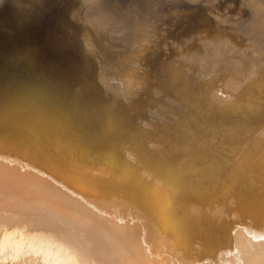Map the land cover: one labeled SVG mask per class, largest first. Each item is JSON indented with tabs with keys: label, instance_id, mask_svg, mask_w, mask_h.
<instances>
[{
	"label": "bare ground",
	"instance_id": "6f19581e",
	"mask_svg": "<svg viewBox=\"0 0 264 264\" xmlns=\"http://www.w3.org/2000/svg\"><path fill=\"white\" fill-rule=\"evenodd\" d=\"M49 47L63 55L50 60L53 53L48 54ZM243 61L247 64H241ZM221 67L224 75H231L234 88H243L234 90L236 95L244 94L240 99L250 94L264 96V71L260 72L264 67V0H0V104L18 118L54 113L57 119L70 118L91 128L82 138L85 147L78 145L77 139L70 146L52 137L46 145L54 152L62 149L61 154L80 159L90 176H105L104 184L96 181L93 202L85 200L86 196L73 200L89 212L111 217L116 237L107 233L108 239L101 238L124 264L130 260L136 264H172L177 255L183 257V251L190 258L189 244L195 233L192 219L179 226L168 225L162 219L154 222L153 228L171 230L172 243L182 249L174 252L169 245L161 247L158 257L151 237L150 246L143 249L142 243L135 246L125 237L133 231L125 226L129 215L146 214L145 205L157 201L150 191L151 184L142 182L141 187H149L145 190L148 194L137 206L134 180H143L140 175L147 174L139 169L128 147L142 140L151 151L150 141L164 137L171 127L184 131L197 124H211L217 107L236 96L232 90L228 95L219 94L216 84L220 81L214 78L220 77L211 78L215 72L211 75L210 69H217L213 71L219 75ZM250 70L259 76L263 73L260 85L254 82ZM210 84L215 88L206 95ZM104 135L115 139L121 157L113 159L103 149L100 155L96 152L106 144ZM90 144L95 149H88ZM23 152L15 151L11 143L0 144V166L24 172L56 193L80 189V183L67 175L62 161L49 162L47 168L56 169V173L43 172L38 162L18 157ZM104 159L111 161L112 167L104 168ZM169 162L181 165L183 160L175 155ZM211 172L188 190L183 186L185 181L180 183L188 173L167 175L165 197L191 192L206 199L213 187L207 183ZM205 212L215 226L214 213ZM205 215L203 218H207ZM211 231L200 235L206 243ZM56 237L58 243L63 241V237ZM250 254L264 255V249ZM75 257L69 263H75ZM78 260V264H88L81 257Z\"/></svg>",
	"mask_w": 264,
	"mask_h": 264
},
{
	"label": "rangeland",
	"instance_id": "374dc122",
	"mask_svg": "<svg viewBox=\"0 0 264 264\" xmlns=\"http://www.w3.org/2000/svg\"><path fill=\"white\" fill-rule=\"evenodd\" d=\"M47 49L48 54L52 52V48ZM52 53V61L63 55L59 51ZM241 64L247 63L243 61ZM223 68L221 67L222 71L219 70V75L217 69H210L211 75L217 73L211 78L222 77L221 80L214 78L216 82L220 81L216 84L220 95H228L231 90L236 95L234 90L241 91L243 88H234L231 75H224ZM229 68L228 66L227 69ZM261 70L263 72L264 67ZM252 71L249 74L254 75V82L259 85L264 82L261 77L263 73L259 76L260 73L258 75ZM209 86L206 87V95L211 94L210 91L215 88L214 85L213 89L211 84ZM243 95L237 94L232 100L219 105L209 125L197 124L194 128L184 130L185 134L181 127H171L164 137L150 141L151 151L144 147L142 140H136L128 147V151H133L139 169L147 174L140 175L143 180L136 177L135 180L139 182L130 179L136 185L137 190H133V197H136L137 206L148 194L145 190L149 187H141L142 182L151 184L150 191L157 200L155 204L145 205L146 214L129 215L125 226L132 228L131 234L125 233L121 228L125 237L135 246L139 243L143 245L141 249L150 246L148 237H151L155 256H160V250L168 245L174 252L182 250L172 243L170 234L173 232L164 227L161 230L153 228L154 222L162 219L168 225L179 226L192 219L195 233L189 244L190 258L187 259L183 251L184 258L177 255L176 262L172 264H264V255L250 254L256 249H264V96L255 97L256 95L250 94L240 99ZM0 107V144L11 143L15 151L24 150L18 157L24 158L25 162H38L37 165L43 172L56 173V169L47 168L48 164L54 160L62 161L67 175L80 183V189L75 193H56L31 180L24 172L0 166V264H54L55 260L60 262L57 264H71L69 261L74 262L72 259L75 256L77 257L73 264H78L80 257L88 264H124L104 240L108 239L107 235L110 233L116 237L117 232L111 228V217L105 213L100 216L97 212H89L88 208L80 207L73 200L74 197L81 199L86 196L88 198L85 200L92 201V190L96 181L104 184L105 176L102 173L96 175L99 178L90 176L80 159L61 154L62 149L54 152L46 145L52 137L59 144L69 143L70 146L77 139V144L85 147L82 138L84 134L92 131L91 128L81 126L84 124L79 125L70 118L57 119L54 113L36 114L31 119L18 118L7 113L3 105L0 104ZM103 140L106 144L96 149L99 155V150L103 149L113 159L121 157V151L114 146V138L105 136ZM87 148L95 149V146L90 144ZM175 155L183 160L181 165L169 162L170 157L175 158ZM103 161H106L102 163L104 168L112 167L111 161ZM179 172L188 173L186 178L180 180V183L185 181L183 186L187 190L192 184L199 182V178L202 179L211 172L207 183L213 184V187L208 191L206 199L191 192L166 198V176L173 177ZM191 177L194 179L192 182ZM137 182L140 186H137ZM138 187H141L140 191ZM175 188L180 193V188ZM206 209L216 216L215 226L212 225L210 215H205ZM204 215L207 218H203ZM168 225L165 227L177 230ZM211 228L210 239L206 243L202 238L204 232H209ZM201 234L204 235L200 237ZM52 235L54 236L51 237ZM55 236L60 239L63 237V241H59V244ZM44 243H47V247ZM53 244L54 247L51 246ZM71 251H74V256ZM59 257L63 260L60 261ZM125 263L136 264L132 260Z\"/></svg>",
	"mask_w": 264,
	"mask_h": 264
}]
</instances>
